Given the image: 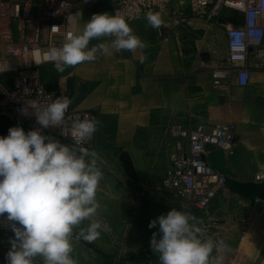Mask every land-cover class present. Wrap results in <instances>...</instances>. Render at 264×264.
I'll return each mask as SVG.
<instances>
[{
	"label": "crops",
	"instance_id": "obj_1",
	"mask_svg": "<svg viewBox=\"0 0 264 264\" xmlns=\"http://www.w3.org/2000/svg\"><path fill=\"white\" fill-rule=\"evenodd\" d=\"M5 1L21 3L23 14L34 18H41L45 5V0ZM66 3L63 10L83 13L75 25L77 31L82 30L93 13L112 12V0H66ZM212 10L209 6L206 14L200 16L173 0L165 11H150L161 15L163 23L159 28L148 24L147 13L132 25L146 48L98 54L95 61L65 67L62 73L56 71L53 62L39 67L44 85L68 95L72 107L99 111L90 148L97 153L104 174L98 196L114 195L112 183L119 184L121 176L113 169H120L119 155L124 150L133 158L136 151H146L142 168L135 164L136 170L151 185H161L170 163L172 124L193 127L204 124L211 128L225 120H234V153L227 155L228 166L236 179L243 181H255L257 174L264 172V71L252 70L249 84L245 87L239 84L237 64L229 60L226 29L235 25L240 15L224 6L216 14ZM11 24L13 39L19 43V24L17 20ZM106 40L105 37L94 39L89 47ZM141 55L146 57L143 62L139 59ZM12 86V73L0 75V96L3 89L10 90ZM252 110L262 112L251 114ZM13 126H22L25 131L33 129L21 119L12 120L10 127ZM42 131L71 145L54 130ZM200 211L204 230L217 242L215 251L225 252L229 245L232 249H227L233 253L229 263H232L257 214L256 208L251 201L226 188L209 208ZM0 223L8 227L4 218ZM132 227L135 242L142 245L143 235L139 241L138 225ZM92 242L103 251L113 245L101 237ZM260 245L261 250L264 235ZM262 255L252 258L249 264H264ZM220 261L226 264L223 257Z\"/></svg>",
	"mask_w": 264,
	"mask_h": 264
},
{
	"label": "clouds",
	"instance_id": "obj_2",
	"mask_svg": "<svg viewBox=\"0 0 264 264\" xmlns=\"http://www.w3.org/2000/svg\"><path fill=\"white\" fill-rule=\"evenodd\" d=\"M82 15L80 11L71 14L68 24L75 25ZM129 19L119 12L93 13L82 30L69 32L59 47L35 53L33 61L38 65L53 62L62 73L65 67L95 61L98 54L146 48ZM146 20L153 28L163 23L159 13H147ZM101 37L107 40L89 47ZM139 59L143 62L146 57ZM47 97L45 103L32 100L21 109L29 115L31 108L39 127L25 131L13 126L7 135H0V218L13 233L5 264H34L36 257H42L43 264H78L72 255L74 235L92 242L110 231L106 222L96 218L100 208L97 191L104 175L99 157L84 146L99 122L87 115L68 117L72 102L68 95ZM47 128L60 129L73 144L46 135L42 130ZM84 221H89L87 227L75 233ZM148 227L156 228L150 248L158 254L160 264H221L219 258H212L217 242L183 206L152 219Z\"/></svg>",
	"mask_w": 264,
	"mask_h": 264
},
{
	"label": "built area",
	"instance_id": "obj_3",
	"mask_svg": "<svg viewBox=\"0 0 264 264\" xmlns=\"http://www.w3.org/2000/svg\"><path fill=\"white\" fill-rule=\"evenodd\" d=\"M187 9L203 16L209 6L216 14L220 6L227 7L242 14V19L226 29V42L229 60L237 64V78L241 86H247L252 70L264 71V0H178ZM173 0H112V12L123 13L130 17L132 25L146 13L159 9L167 10ZM66 0H45L41 18L24 15L21 3L0 0V75L13 74V86L3 89L0 96V109L7 116L25 120L33 128L39 127L33 110L29 115L22 114L26 102L36 100L48 101V94L55 99L62 95L56 90L48 89L40 79L39 67L33 61L34 54L51 47L61 46L75 25H69L67 17L81 10H63ZM17 20L21 41L15 42L12 21ZM48 63V62H46ZM226 89V87H225ZM68 117L85 115L89 119L99 120L96 109L79 110L70 105ZM68 123H71L69 119ZM63 139L73 144L71 137L60 134ZM172 143L170 163L162 181L163 188L175 192L190 207L205 210L211 206L217 196L226 189V176L214 169L204 155L207 143L225 150L226 156L234 153L233 144L236 137V122L225 120L208 128L204 124L184 126L172 124L170 127ZM89 140L84 146L91 148ZM264 181V172L257 174L256 180ZM2 219V218H0ZM4 226L0 223V227ZM0 250L8 251L0 242Z\"/></svg>",
	"mask_w": 264,
	"mask_h": 264
},
{
	"label": "rangeland",
	"instance_id": "obj_4",
	"mask_svg": "<svg viewBox=\"0 0 264 264\" xmlns=\"http://www.w3.org/2000/svg\"><path fill=\"white\" fill-rule=\"evenodd\" d=\"M2 112L0 109V128L6 127L9 129L12 120H19L11 118ZM260 112L262 111L252 110L250 113ZM145 153L146 151L143 150L135 152V156L132 158L136 166L139 164V167H141L145 161ZM113 172L121 176V181H119V184L113 181V196L101 197L97 195L100 208L96 217L103 222L113 223V225H109L110 231L102 232L100 236L101 238H107L110 242L109 245L112 243L113 245H111L108 251H103L98 246H95L93 242L88 241L89 244H86L73 237L72 255L78 264H160L158 254H155L150 248V239L156 228L150 229L148 224L152 219L157 218L161 214H166L173 207L180 208L183 206L185 210L190 211L198 217L204 228L202 211L187 206L175 192L163 188L162 184L158 186L151 185L138 172L137 179L129 178L122 164L120 165V169H113ZM262 204H264V201ZM228 208H232V206L229 205ZM88 223L89 221L82 222L74 231L79 233L81 229L87 227ZM133 225H138L139 241L141 240V235H143L144 243L142 245L140 242H135L136 236L133 234ZM115 243H119V245ZM217 247L214 248L212 258L219 257V259H222L223 257L226 264H232L229 262L233 253L227 249L232 248L227 245L225 252H216L215 249ZM6 253L7 251L0 250V264H5ZM261 253H263L262 257H264V246L260 250L259 255ZM240 260L243 264H246L245 260ZM34 264H43V258H34Z\"/></svg>",
	"mask_w": 264,
	"mask_h": 264
},
{
	"label": "water",
	"instance_id": "obj_5",
	"mask_svg": "<svg viewBox=\"0 0 264 264\" xmlns=\"http://www.w3.org/2000/svg\"><path fill=\"white\" fill-rule=\"evenodd\" d=\"M239 15L240 20H236V23L240 22L242 19V14L239 13ZM7 133L8 128H0L1 135H7ZM205 150L208 153L204 155V158L208 163L214 169L226 176V188H228L230 192L238 194L243 199L251 201L256 208L257 214L252 221L248 234L246 235L238 254H236L235 259L232 261V264H243L240 260L243 259L249 264L252 262V258H256L259 255L261 247L260 242L264 235V204H262V201H264V181H243L236 179L234 171L227 164V156L224 149L217 148L214 144L207 143L205 145ZM119 159L126 175L129 178L137 179L138 173L131 154L124 150L120 153ZM257 199H259V201H257ZM12 236L13 233L10 226L0 227V240L9 247L11 246L9 240ZM74 238L89 244V242L82 237L74 235Z\"/></svg>",
	"mask_w": 264,
	"mask_h": 264
},
{
	"label": "bare ground",
	"instance_id": "obj_6",
	"mask_svg": "<svg viewBox=\"0 0 264 264\" xmlns=\"http://www.w3.org/2000/svg\"><path fill=\"white\" fill-rule=\"evenodd\" d=\"M262 203H263V201H262ZM260 243H261V242H260ZM263 246H264V245H263ZM263 246H262V247H263ZM261 250H262V248H261Z\"/></svg>",
	"mask_w": 264,
	"mask_h": 264
}]
</instances>
